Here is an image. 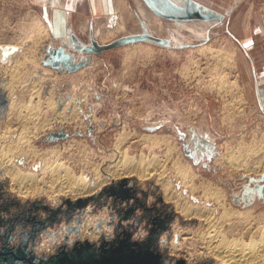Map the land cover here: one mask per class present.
Masks as SVG:
<instances>
[{
  "label": "rangeland",
  "instance_id": "obj_1",
  "mask_svg": "<svg viewBox=\"0 0 264 264\" xmlns=\"http://www.w3.org/2000/svg\"><path fill=\"white\" fill-rule=\"evenodd\" d=\"M139 1L150 17H159L162 21L166 34H163L165 33L163 30L159 37L167 39L168 44L152 40L122 44L90 53L83 66L73 71H65L42 63L44 54L42 47L48 45L47 43L53 40V37L49 23L39 12V6L33 5L30 0H0V130L7 123L9 92L16 97L19 96V100L26 101L30 98L32 102L33 100L36 102L38 98L50 96L52 93L53 96L50 98L56 105L52 104V107L49 106L45 110L47 117H53L51 127L37 136H31L29 140L40 149L51 146L59 149L63 161L75 163L77 171L80 170V165L84 161H93L97 164L101 162L102 167L111 163L117 155L113 143L123 125L128 132H131L117 147L119 149L125 147L136 156L140 151L150 154L166 149L163 143L149 148L143 147L141 134L145 132L167 134L170 135L176 147L173 153H177L182 159H187L198 176L211 179L223 189L227 205L246 211L248 215L251 213L264 215V193L261 196L255 189H251L253 177H259L264 172L262 169L264 160H260V166L247 169L225 159L226 151L227 154L230 149L235 152L241 149L240 142L245 145L240 153L243 156L246 155L248 166L253 164L252 161L260 159L262 155L261 152L252 153L251 151L264 142V115L254 110L245 96L239 78L238 65L231 69L227 66L229 62L226 61L227 57L223 58V54L231 53L233 50L237 53L238 33L234 31L231 21L235 19L234 15L238 14V10L245 11L252 0L235 2L232 17H224L209 5L211 3L209 0H165V4H161L162 1L157 3L155 0H149L154 8L164 13L184 14L186 9L198 8L202 14H218L216 17L205 18L208 20L206 23L196 21L195 17L184 18L197 23L201 30L198 33L186 28L185 37L175 32L174 27L170 25V22L180 21L182 18L159 15L152 7H148L142 0ZM215 1L217 4L230 3L228 0ZM117 2L124 16L128 18V13H132V19H126L124 27L118 29L115 23L120 14L115 15L113 20L96 16V23L93 22L95 23L93 33L99 42H107L121 34L141 31L140 21L145 23L149 32L156 34L148 27L146 17L139 14L136 0H117ZM257 7L259 8V5ZM89 18H83V28H80V22L73 18V27L83 41H88V29L84 25ZM173 34H179L177 41H172ZM7 43L19 45L17 48L20 50L24 48L21 53L27 54L29 59L16 69L19 80L17 78L11 83V91L5 87L10 77L7 68L11 67L16 60H24V57L15 50L9 53L13 58L9 57L3 61L1 52L4 50L1 51V49L4 46L1 45ZM216 48L219 51L213 50ZM71 52L74 53L75 60L86 58L85 53H78L75 50ZM235 78L240 85L238 90L237 85L233 86V82L230 81ZM36 87H40L38 89L40 92H37ZM231 89L234 90L231 91ZM22 110H24L23 107ZM58 112L62 113L61 116ZM71 112L75 113L73 118H71ZM62 117L66 118L62 119ZM57 133H64V135ZM184 147L187 153L183 151ZM245 147L251 150L250 153L245 151ZM24 160L23 157L19 160L23 167H28L32 163ZM41 163L42 160L38 159L32 164V168L37 170ZM3 175L0 172V216L2 219L8 218L11 212V215L18 219L12 226L8 225L7 219L0 221V246L4 243L14 246L25 244L35 256L47 257L62 246L71 247L75 241L90 240L87 235L80 238V224L87 215L97 214L100 211L108 213L107 222L110 224V229L100 232L96 239L90 240L91 242L99 244L102 240L109 241L123 236L124 231L129 232L131 239L139 241L148 236L150 222L147 215L151 213L148 206L156 205L162 209L163 206H170L173 215L166 226L160 228L156 236L151 239L154 249L169 256L172 261L177 258H182L190 264H214L217 261L216 258L207 254L199 255L197 259L190 262L186 261L183 251L178 254H168L166 242L176 236L174 235L176 227L191 226L196 229L200 224L196 219L185 220L176 213L172 204L163 199L161 189L154 177L141 179L132 174L129 178H134L135 181L131 186L132 189L126 193L127 196L108 194L103 191L100 196L89 200L82 207L72 208L68 207L64 198L74 200L84 196L57 194L55 197H48L45 192L20 196L16 190L12 189L8 175ZM122 178L125 177H116L112 183L105 182L101 188L109 184H117ZM129 178L125 179L128 181ZM260 183L264 184V180ZM248 188L251 191L250 197L246 200L244 192L248 191ZM186 191L187 189L183 188L182 192ZM189 195L192 200L202 199L198 191ZM209 202L216 206V202L212 200ZM42 203H47L53 208L59 207L51 221L47 211L41 206ZM18 205L19 210H16ZM216 209L218 211L220 207L216 206ZM26 212L34 215L39 221H31L28 218L24 222L23 217ZM20 213L23 217L19 216ZM137 232L138 234H135ZM248 234L245 231L244 236ZM184 236H187L188 240L192 237L190 234H184ZM51 237L55 240L50 250L41 251L38 246L42 238ZM199 238L192 237L197 241L195 243L198 249L201 250ZM0 264L8 263L0 259ZM12 264H21V262L14 261Z\"/></svg>",
  "mask_w": 264,
  "mask_h": 264
},
{
  "label": "bare ground",
  "instance_id": "obj_2",
  "mask_svg": "<svg viewBox=\"0 0 264 264\" xmlns=\"http://www.w3.org/2000/svg\"><path fill=\"white\" fill-rule=\"evenodd\" d=\"M113 5V15L117 16L120 14L115 26L118 29L123 28L125 21H127L126 19H132V13H128V18H126L122 12L123 10H119L121 9L119 8V5L116 4V2ZM136 8L138 9V12L141 16L146 17L148 27H150L151 30L156 33L155 35L159 36L160 33H163V30L165 31L162 21L159 19V17H150L149 13L139 0H136ZM105 18L107 19V17ZM196 19V21L199 22L206 23V21H208L203 18ZM109 22L111 21L109 20ZM170 25L174 27L175 32L182 34L184 37L186 28L193 30V32L197 31L199 33L201 31L199 30L200 26L192 20L180 19V21L170 22ZM163 34H166V31ZM179 34H173L172 41H177V38L180 37ZM5 45L12 49L4 51L1 49L3 61L4 59L12 57V55L9 53H13L15 50L17 52L19 51L18 53H21V50L24 49L23 48L20 50V48H17L19 45L15 43H7L1 46ZM30 47L32 48V46ZM207 47L209 46L207 45ZM213 50L215 52L219 51L218 48ZM24 51L23 53H25ZM22 57H24V60H14L15 63H13L11 67L7 64L9 66L7 70L10 77L5 83V87L8 91L12 90L11 83L14 82V80H17L19 77L16 75V69H19L20 64L24 65L26 61L29 60L27 58V54H22ZM225 57H227L226 61H229L227 64L229 68L236 67L237 63L235 50H233L231 53L223 54V58ZM4 70H6V68ZM222 79L224 78L222 77ZM31 81L33 82V80ZM230 81L233 82V86L237 85L238 90L240 86L238 79L235 78L231 79ZM33 88L34 86L32 89ZM39 88H37V92H40L38 91ZM32 89H30L31 92ZM34 90L33 92H35ZM232 90L234 89H231V91ZM9 93L10 101L6 115L7 123L0 130V172L2 175H8L11 187L17 191L18 195H37L45 192L48 197H55L57 194H68L73 197L88 196L95 194L99 189H101L105 182L111 181L112 183L113 179L119 176L129 178L130 175L135 174L141 179L154 177L155 182L158 183L161 189L163 199L165 201H169L170 204H172L176 213L180 214V216H182L185 220L196 219L200 224L196 229L185 225V227H176L174 230V235L176 236L173 239L167 240L166 242L168 243V254L173 255V253L178 254L183 251L185 254V259L188 262L194 260L195 258L197 259L199 255L207 254L208 256L217 259L214 264H264V215H253L252 213L248 215L246 211H242L240 209L238 210L229 204L227 205L225 202L226 194L223 189L212 182L211 179H206L201 175L198 176V173L193 170L190 162L187 159H182L180 155L173 153L176 147H174L170 135L146 132L141 134L140 139L143 147L145 146L149 148L163 143L166 145V149L162 152H152L150 154L140 151L136 156L130 153L125 147L122 149L117 147L123 139L129 136L131 132H128V130H126L123 125L120 131L117 132L116 139L113 143V148L117 155H115L116 157L112 160V162L108 165L106 164L105 167H102L101 162L97 164L93 161H84L82 165H80V170L77 171L74 166L75 163L70 164L69 162L63 161L61 158L62 156H60L62 153L59 151V149H56L53 146L50 148L46 147L45 149H40L29 140L31 136H37L38 134L47 130V128L51 127L53 121L51 119L53 117H47L45 110H47V107L49 106L52 107V104L56 105L55 101L50 98V96H53L52 93H50V96H46L43 99L38 98L36 102H34V100L32 102L30 98L26 101L19 100V96L16 97L12 95L11 92ZM22 107L24 110H22ZM60 114L62 113L58 112V115ZM74 116L75 113L71 112V118ZM63 118L66 117H62V119ZM73 140L78 141L76 139ZM191 141L193 140L191 139ZM240 143L242 144L243 142ZM241 144L239 145V148L241 149H239L238 152L230 149L226 154V151L225 159L230 163H236L237 166H243L247 169L252 166H260V160H264V142L261 143L260 146H257V148L253 151L248 150V148L245 147L246 152L251 151L252 153H256L258 151L262 153L260 159L252 161L253 164L251 166H248L249 162L245 159L246 155L243 156L240 153V150H243L242 147L245 146L244 144L241 146ZM71 145H69L70 148H72ZM64 148L65 147L63 146V149ZM53 154L54 156H52ZM22 157L26 161L29 160L32 163H30L28 167H23V165L19 163V160ZM38 159H41L42 163L40 164L39 168L35 170L32 168V164ZM262 169L264 170L263 166ZM85 171L86 174H84ZM183 188H186L187 191L182 192ZM195 191L199 192V196L202 197L201 200H192L190 198L189 194H194ZM209 200L216 202V206H219L220 210L216 211V206H213L214 204L212 205ZM107 215L108 213H105V211H100L97 214L95 213L87 215V217L85 216L86 218L84 221H82L79 227L80 238L87 235L88 238L93 241L97 238V235L100 232L108 231L110 229V224L107 222L109 219ZM245 231L249 233L247 236H244ZM135 234H138V232ZM184 234H190L192 237H200L199 239L201 242L198 243H201L199 246H201L202 249H198V245L195 243L197 242L196 240H193L192 237H190L188 240L186 239L187 236H184ZM54 240L55 239L52 237L44 239L42 238L38 247L41 251L50 250Z\"/></svg>",
  "mask_w": 264,
  "mask_h": 264
},
{
  "label": "water",
  "instance_id": "obj_3",
  "mask_svg": "<svg viewBox=\"0 0 264 264\" xmlns=\"http://www.w3.org/2000/svg\"><path fill=\"white\" fill-rule=\"evenodd\" d=\"M155 11L163 16L182 19L194 17L205 19L211 16H218L216 13L202 14L198 8L194 10L186 9L184 14L164 13L156 8ZM140 24L142 26L141 31L121 34L107 42H99L95 38L91 24L89 27L88 41L81 40L71 30L70 26L67 25L65 30L66 39L61 40V43L57 46L48 44L42 47L44 51L42 63L52 68L73 71L85 64L90 53L100 52L111 47L140 40H152L158 43L168 44L167 39L155 36L149 32L143 21H140ZM8 49L10 50L12 48H9L7 45L3 47V50ZM71 50L85 53L86 58H82L79 61L75 60L74 53ZM58 135L63 136L64 133ZM183 151L187 153L185 147ZM250 180L252 181V179ZM261 180H264V172L259 177H253L251 189H255L257 194L262 196L264 193V184L260 183ZM134 181V178L128 181L122 178L117 184L104 186L95 194L78 197L74 200L64 198V202L68 207H82L89 200L100 196L103 191L108 194H122L123 196H127L126 193L132 189L131 186ZM248 189V191L244 192V199L246 200L250 197L249 192L251 190L250 188ZM41 206L47 211L50 221L53 219V214L59 210V207L53 208L47 203H42ZM151 239L146 237L145 239L135 241L130 238L129 232L124 231L123 236L109 241L102 240L99 244L89 240L75 241L71 247L62 246L47 257L35 256L31 250L26 248L25 244L14 246L4 243L0 246V259H4L8 264H12L14 261L21 262V264H189L182 258H177L172 261L169 256L162 254L159 250H155L151 244Z\"/></svg>",
  "mask_w": 264,
  "mask_h": 264
},
{
  "label": "crops",
  "instance_id": "obj_4",
  "mask_svg": "<svg viewBox=\"0 0 264 264\" xmlns=\"http://www.w3.org/2000/svg\"><path fill=\"white\" fill-rule=\"evenodd\" d=\"M30 1L33 5L39 6V12L45 17L46 22L49 23L50 32L53 37V40L50 41L52 43H49L55 46L58 45V42L61 43V40L66 39L65 30L67 25L77 35L73 27L74 17L80 22V28L83 26V18L90 17V20L88 19L87 24L84 25L87 27V32L89 33L90 24L92 28L95 27L93 25L96 23V16L112 18L113 20V17H115L112 14L113 4L117 3L116 0ZM142 1L148 7H152L155 10L154 6L149 3V0ZM160 1H162L161 4H165L166 2L165 0H155L157 3ZM228 1H230L228 4L224 2L217 4L215 0H209L211 3H208L224 17H232L233 8L235 7L234 3H240L243 0ZM252 2L245 11L238 10V14L234 15L235 19L231 23L234 25V31L238 33L236 62L243 92L254 110L260 111L264 115V0H252ZM258 5L259 8L257 7ZM240 18L243 19L241 20ZM93 22L95 23L93 24ZM66 47L68 48V46Z\"/></svg>",
  "mask_w": 264,
  "mask_h": 264
},
{
  "label": "flooded vegetation",
  "instance_id": "obj_5",
  "mask_svg": "<svg viewBox=\"0 0 264 264\" xmlns=\"http://www.w3.org/2000/svg\"><path fill=\"white\" fill-rule=\"evenodd\" d=\"M16 210H19V205L16 207ZM148 210H150L151 213L149 212L150 214L147 215V218H148V220L150 222L149 228H148V236L147 237L150 238V239L151 238L153 239L156 236V234L158 233L159 229L160 228H164V226H166L167 221L172 217L173 212H172L170 206H167V207L163 206V209H162L159 206L151 205V206H148ZM30 214L31 213L26 212L24 214V217H23V214L20 213L19 216H22L24 218V222H26V220L28 218H30L31 221L32 220H35V221L38 220L34 215H32V214L30 215ZM5 219H7L8 225L12 226V225H14L17 222L16 219H18V217L14 216V215L12 216L11 212H10L8 218H3L2 219V217L0 216V221H2V220L4 221ZM34 224H38V223H34Z\"/></svg>",
  "mask_w": 264,
  "mask_h": 264
}]
</instances>
